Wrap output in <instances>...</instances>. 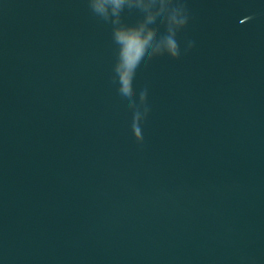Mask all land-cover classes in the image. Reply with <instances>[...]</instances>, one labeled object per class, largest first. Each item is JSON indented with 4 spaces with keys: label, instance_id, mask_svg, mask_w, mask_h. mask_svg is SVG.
Listing matches in <instances>:
<instances>
[{
    "label": "water",
    "instance_id": "1",
    "mask_svg": "<svg viewBox=\"0 0 264 264\" xmlns=\"http://www.w3.org/2000/svg\"><path fill=\"white\" fill-rule=\"evenodd\" d=\"M0 264H264V0H0Z\"/></svg>",
    "mask_w": 264,
    "mask_h": 264
}]
</instances>
